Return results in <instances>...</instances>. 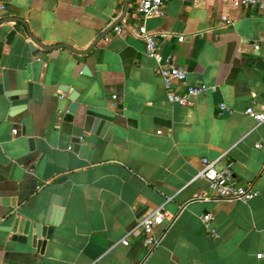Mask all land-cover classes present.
I'll return each instance as SVG.
<instances>
[{
    "label": "crops",
    "instance_id": "0c3cea01",
    "mask_svg": "<svg viewBox=\"0 0 264 264\" xmlns=\"http://www.w3.org/2000/svg\"><path fill=\"white\" fill-rule=\"evenodd\" d=\"M0 6V264H264V123L245 113L264 106V12L238 0H168L148 19L162 56L187 72L185 85L216 89L184 107L169 101L158 62L125 27L140 23L131 0L122 32L112 30L87 55L46 52L43 83L29 33L45 46L87 51L122 17L126 0ZM224 15L231 26H220ZM61 85L79 95L74 115L73 101L47 89ZM86 116L107 122L108 138L89 133L76 149L73 129ZM203 159L232 161L235 179L259 195L198 199L210 194L199 177ZM55 200L63 214L43 252L3 230L10 216L41 224ZM162 208L174 219L155 229L160 243L148 253L138 220ZM206 214L218 237L206 231Z\"/></svg>",
    "mask_w": 264,
    "mask_h": 264
},
{
    "label": "built area",
    "instance_id": "2783aa9c",
    "mask_svg": "<svg viewBox=\"0 0 264 264\" xmlns=\"http://www.w3.org/2000/svg\"><path fill=\"white\" fill-rule=\"evenodd\" d=\"M168 0H131V10L139 18V25L136 27L125 26L134 37L143 41L145 52L148 57L158 62L155 72L161 77L167 97L171 103L184 107H192L196 97L215 91V88L207 86H187V72L175 63L172 55L162 56V47L157 42L158 35L151 32L147 27L150 17L155 14H161ZM240 6L244 9L258 8L264 12V0H238ZM5 6H0V11H4ZM233 24L228 15L221 18L220 26L226 27ZM123 29V28H122ZM121 27H116L115 31L122 32ZM161 38H167L166 34H161ZM184 40L183 36L178 38L179 42ZM177 85H184L185 89L179 91L175 88ZM221 113L231 114L232 110L221 104ZM246 115L253 118L258 123H264V106L256 110L253 106H249ZM203 170L199 177L209 182L210 194L200 195L198 199L208 200H224L230 202H249L255 199L259 192L256 190L252 182L240 183L233 174L234 163L228 162L225 166L219 167V160L210 161L203 159ZM174 216L165 209H159L149 213L138 220L137 230L143 235V244L151 253L160 243V239L155 236V229L162 225L165 221L172 222ZM213 221L212 214H206L202 217V222L208 233L214 237H218V233L211 227ZM135 231L130 232L122 241L123 245L129 246L131 238L135 237ZM259 259L264 258L263 254L258 255Z\"/></svg>",
    "mask_w": 264,
    "mask_h": 264
},
{
    "label": "water",
    "instance_id": "95a60500",
    "mask_svg": "<svg viewBox=\"0 0 264 264\" xmlns=\"http://www.w3.org/2000/svg\"><path fill=\"white\" fill-rule=\"evenodd\" d=\"M129 4H130V0H126V8H125V12L122 15V17L117 22H115L110 28L105 30L99 36V38L94 42V44L90 47V49L87 51H79V50H76L75 48H72L64 44L56 45V46H45L39 40H37L31 33H29V36L32 42L38 47V49L33 50V55L35 57V60L41 62L39 82L43 83L44 78H45L47 62H48L46 52L54 50V49H58V48H66L77 54L87 55L97 46V44L100 41H102L124 19V17L128 13ZM4 21L7 22L10 20H4ZM17 21L22 22V20H17ZM47 89L60 96L68 97L71 101H73L74 104L72 105L70 109V114L71 115L76 114L78 110V105L76 104V101L78 100V97H79L77 92L71 91L69 86H66V85L49 87ZM33 91H34V86L33 84H30L28 88L29 98L33 97ZM108 125L109 124L107 122L99 118H95L92 116H86L83 126H76L73 129L74 138L72 142L75 144V148L77 149L83 140H88L87 134L89 133L92 135L103 137V138L105 137V139H107L108 134L106 133L105 129H107ZM3 202L6 205L10 203L8 200H4ZM64 205L65 204L63 203H60V202L58 203V201L56 200L53 201L52 207L48 209L46 216L41 224H34L25 219H21L18 217L12 218L10 216L9 217L10 225L3 228V230L13 234V238H12L13 241H18L20 243L26 244L31 239L33 247L43 252L47 241L50 240V237H51L49 229L55 228L60 223L61 217L63 214V210L61 208L64 207ZM56 206L61 207V208H55Z\"/></svg>",
    "mask_w": 264,
    "mask_h": 264
}]
</instances>
